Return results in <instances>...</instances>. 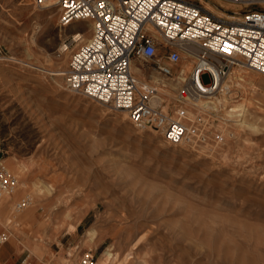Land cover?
<instances>
[{
    "label": "rangeland",
    "instance_id": "374dc122",
    "mask_svg": "<svg viewBox=\"0 0 264 264\" xmlns=\"http://www.w3.org/2000/svg\"><path fill=\"white\" fill-rule=\"evenodd\" d=\"M200 1L222 15L241 7ZM58 17L57 6L0 0V150L18 177L0 198V231L9 235L0 258L20 242L23 264L59 247L61 264L84 251L96 264L108 247L109 264H264V74L234 68L230 92H216L218 110L185 102L193 132L171 144L66 88L63 71L92 25ZM190 66L183 57L177 77ZM133 69L158 78L153 63ZM179 84L171 82L170 108ZM26 193L30 204L14 212Z\"/></svg>",
    "mask_w": 264,
    "mask_h": 264
},
{
    "label": "built area",
    "instance_id": "2783aa9c",
    "mask_svg": "<svg viewBox=\"0 0 264 264\" xmlns=\"http://www.w3.org/2000/svg\"><path fill=\"white\" fill-rule=\"evenodd\" d=\"M227 1L241 5L237 13L216 14L200 0H56L62 25L74 20L92 25L89 38L71 53L63 71L66 88L124 110L134 125L158 131L168 143L190 139L192 126L183 119L189 112L185 102L201 108L193 102L215 93L216 79L233 68L264 74V0ZM160 51L164 60L157 58ZM183 57L191 66L173 88L176 102L170 108L168 91L178 79L176 68ZM135 60L140 66L153 63L158 78L138 76L131 69ZM204 72L208 82L201 78ZM17 185L18 177L0 150V198ZM30 202L31 196L22 194L13 211H22ZM6 239L1 231L0 244ZM94 261V254L84 251L76 264Z\"/></svg>",
    "mask_w": 264,
    "mask_h": 264
},
{
    "label": "bare ground",
    "instance_id": "6f19581e",
    "mask_svg": "<svg viewBox=\"0 0 264 264\" xmlns=\"http://www.w3.org/2000/svg\"><path fill=\"white\" fill-rule=\"evenodd\" d=\"M208 2H205V5L206 6H208ZM210 5V4H209ZM52 6H57L58 7V4L56 3V0H45L43 3H42V7H52ZM211 7H212V5H211ZM214 8V7H213ZM215 9V8H214ZM226 14H229V13H226ZM75 21V20H74ZM82 33L80 32V31H76V32H74L73 33V40H76L77 39V41L79 40H82L83 39V37H82ZM68 44L67 43H65V44H63L62 45V47H61V51H66V50H68ZM181 63V61L179 62V64ZM134 66L135 67H140V66H137V63H134V62H132L131 63V69L134 71ZM213 69V68H212ZM234 69V68H233ZM231 70L226 76H227V78H226V76L225 77H223V78H217L216 79V81H215V86H217L218 87V89H217V91L216 92H218V93H223V91H228V92H230L229 90H230V84H229V80L231 79H233L232 78V76L235 74V72H236V69H234V70ZM251 70V69H250ZM238 71H240V70H238ZM138 76H141V74L140 73H138L136 70L134 71ZM187 72V70L186 71H184L183 69H180L179 70V76H178V78L179 79H182L183 78V76H184V74ZM237 73V72H236ZM142 77V76H141ZM231 82V81H230ZM216 92L215 93H213L212 95H210V97H208V98H198V99H196V104L197 105H199L200 107H202V108H215V109H217L218 108V106H219V102L221 101L220 99H219V94H216ZM213 96V97H212ZM195 102V101H194ZM218 110V109H217ZM236 110V109H235ZM124 111V110H123ZM231 111H234V108L233 109H231ZM125 112V111H124ZM126 113V112H125ZM181 142H183V140H181ZM180 142V143H181ZM7 233V232H6ZM9 239V235L7 234V239L3 242V243H5L7 240ZM2 243V244H3ZM2 244H0V246L2 245ZM115 254L111 251V248H106L102 253H101V255L99 256V258H98V260H97V263L96 264H109V262L110 261H112L113 259H114V256ZM115 262V261H114ZM94 263H95V261H94ZM93 263V264H94Z\"/></svg>",
    "mask_w": 264,
    "mask_h": 264
},
{
    "label": "crops",
    "instance_id": "0c3cea01",
    "mask_svg": "<svg viewBox=\"0 0 264 264\" xmlns=\"http://www.w3.org/2000/svg\"><path fill=\"white\" fill-rule=\"evenodd\" d=\"M0 223H2V220H0ZM1 231H4V229ZM5 246L6 245H4V243H3L0 246V250L5 248ZM24 246H27V245L19 242L16 244V249L10 248V251H9L7 248L8 252H6V255L1 256V258H0L1 264H23V258L24 257H22V256L24 254V250H22V249L24 248ZM7 247H8V245H7ZM66 253H67V251H66ZM61 255H66L64 247H59L58 249H56V251L53 252L51 256L50 255L45 256L43 259L44 262H41L40 264H61V261H60Z\"/></svg>",
    "mask_w": 264,
    "mask_h": 264
}]
</instances>
